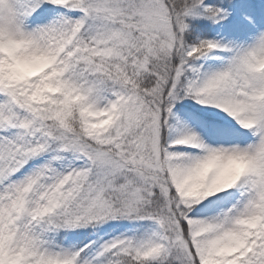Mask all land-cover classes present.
<instances>
[{"label":"snow or ice","instance_id":"1","mask_svg":"<svg viewBox=\"0 0 264 264\" xmlns=\"http://www.w3.org/2000/svg\"><path fill=\"white\" fill-rule=\"evenodd\" d=\"M0 264H264V0H0Z\"/></svg>","mask_w":264,"mask_h":264}]
</instances>
